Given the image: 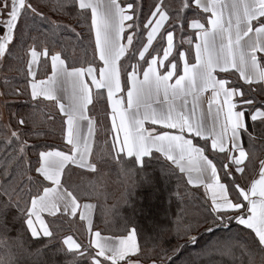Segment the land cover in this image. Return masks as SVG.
<instances>
[{
    "label": "snow or ice",
    "instance_id": "snow-or-ice-1",
    "mask_svg": "<svg viewBox=\"0 0 264 264\" xmlns=\"http://www.w3.org/2000/svg\"><path fill=\"white\" fill-rule=\"evenodd\" d=\"M69 4L90 19L89 38L94 30L92 58L79 67L47 40L61 29L83 40L75 28L46 16L34 0H0V105L8 107L7 97L25 92L37 104L40 98L52 101L62 134L60 145L39 139L46 135L42 125L54 121L51 113L41 121L17 116L15 127L0 123L4 149L11 148L0 156V264H57L59 254L70 257L62 264H164L141 245L135 227L118 236L93 230V205H81L80 186L70 183L77 169L95 173L107 163L95 158L93 144L97 124L109 115L112 139L105 143L127 172L136 165L143 171L146 157L163 154L187 173L188 184L203 187L206 232L230 230L233 222L242 233L250 230L245 242L228 237L209 251L230 264H264V158H256L252 147L256 124L264 126V100L255 95H264V0H49L53 11ZM49 61L51 75L38 79ZM11 71L22 75L23 89L7 75ZM69 217L86 222L87 236L78 242L65 235L56 247L53 226L73 224ZM16 223L20 229L10 237ZM184 231L197 244L191 226ZM26 233L48 242L38 239L43 246L32 250ZM49 248L51 258L45 259Z\"/></svg>",
    "mask_w": 264,
    "mask_h": 264
},
{
    "label": "trees",
    "instance_id": "trees-1",
    "mask_svg": "<svg viewBox=\"0 0 264 264\" xmlns=\"http://www.w3.org/2000/svg\"><path fill=\"white\" fill-rule=\"evenodd\" d=\"M150 0H144L147 5ZM167 2V0H166ZM37 4L38 10L50 17L54 21H58L62 25H71L77 28L76 32L84 37L83 40H78L75 33L70 29H61L55 36L49 34L47 37L50 47L56 50H63L70 57L69 62L76 61L75 66H81L85 60L92 58V45L94 43V33H91L89 38L88 25L89 20H84L77 15L78 9L69 4L64 11H53L49 5V0H34ZM69 21L64 23L59 19ZM74 26H73V25ZM46 25L41 24V32ZM41 32H33V35L44 40L46 37ZM54 41V43H53ZM30 42V41H29ZM187 47V45H185ZM84 48H87L88 55L83 54ZM98 58V57H97ZM51 74L50 61L48 64L38 72V79H45ZM9 77H15L13 81L17 86L23 89L24 80L22 75L16 71L8 72ZM3 85L0 83V91H3ZM97 90L93 91L94 97ZM260 95L259 91L255 93ZM106 96V92H105ZM8 107L0 105L3 115L0 123H6L3 116L7 119V123L11 121L12 126L15 127V120L17 116H31L36 121L45 119L46 113H51L54 116V121H46L42 125L45 136H41V141L46 140L48 143L60 145L62 142L61 134V120L58 113V108L52 101L40 99L38 104L34 102L30 95L25 92L23 95H11L7 97ZM257 100H264L257 98ZM95 103V99H94ZM100 104L98 107H102ZM90 115H94L91 111ZM108 111L110 113L109 105ZM16 115L13 116L12 114ZM110 118L101 120L97 124L95 143L93 148V155L96 159L107 161V163L98 164V170L95 173L85 169H77L70 178V183L80 186V203L94 202L96 205L93 229L99 230L101 233L108 236H118L126 234V229L130 230L135 227L137 229L138 241L142 246L154 250V258L158 257L164 261V264H230L228 258H222L214 251H209L217 242H223L228 237H233L245 242L247 231H240L235 222H233L230 230L216 229L214 232H206L207 224L203 223L207 215L205 204L206 195L201 188L191 187L185 178L176 167L164 159L145 158L149 161L146 168L140 171V166L136 165L135 170L127 172L125 169L128 165H122L120 162L109 154L107 140L111 142L112 136L107 132L110 125ZM264 137V126L257 129ZM36 139H30V144H35ZM11 148L4 149L3 141L0 139V156L5 152H10ZM30 155H32L30 153ZM34 159V156L32 157ZM124 160L130 161L131 158L124 156ZM174 170V171H173ZM147 177V180H145ZM94 185V188H89V184ZM71 190V189H70ZM85 192L89 194H84ZM129 192L131 195H129ZM166 208L165 212L162 207ZM14 213V210H13ZM11 219V214L9 216ZM69 225L67 222L61 225L62 230H57L53 226L55 239L52 243L59 247L61 246L62 238L65 235L71 234L74 238L79 240L85 239L87 236L85 222L79 221ZM57 224L60 222L57 221ZM185 226H191L189 235L196 236L197 244L188 242V235H185ZM12 227V231L8 233L10 237H15L20 229L19 223ZM24 239L32 250L41 248L42 243L37 240H42L44 244L48 242V238H32L30 233L24 234ZM181 245V249L175 255L172 254L171 249ZM4 249L0 248V255L4 254ZM45 259L51 258V249L45 250ZM166 256H171L169 261ZM237 258H241L238 251ZM63 254L54 257L57 264H62L65 259ZM24 264H28L27 261Z\"/></svg>",
    "mask_w": 264,
    "mask_h": 264
},
{
    "label": "crops",
    "instance_id": "crops-1",
    "mask_svg": "<svg viewBox=\"0 0 264 264\" xmlns=\"http://www.w3.org/2000/svg\"><path fill=\"white\" fill-rule=\"evenodd\" d=\"M93 33H94V30H93ZM51 75V74H50ZM243 82V81H241ZM96 89L93 87V91H95ZM62 97H66V93L64 92H60L59 93ZM208 94L206 93L205 96H207ZM257 98H260V99H264V95L262 94H257ZM40 99H43V98H40ZM45 100V99H44ZM62 102L66 103L67 104V99L64 98L62 99ZM203 108L205 109V111L207 110V103H206V100L203 102L202 104ZM90 107V106H89ZM109 109L111 111V108H110V104H109ZM90 115V114H89ZM109 118H110V115H109ZM110 122H111V119H110ZM150 123V122H148ZM148 123H146V127L148 126ZM249 125H250V128L249 130L252 131V127H251V121H249ZM261 125L259 123L256 124L255 126V132H254V136L256 137V139L252 142V147L254 149V155L256 156V158L258 159H261V158H264V137L258 132L257 129H259ZM244 139V143H245V147H248V138H247V135H245L243 137ZM93 148H94V144H93ZM164 159H166V157L163 156V154H160ZM147 158V157H146ZM167 160V159H166ZM168 161V160H167ZM172 164L171 161H168ZM185 164L186 165H191L193 168H195L196 166V162L193 160V161H188L187 159L185 160ZM174 167H176V165L172 164ZM177 168V167H176ZM178 169V168H177ZM179 170V169H178ZM180 172V171H179ZM182 175L185 176L186 180H187V173H181ZM195 171H193V175H195ZM239 175V174H238ZM191 187H195V188H201L204 192V189L202 186H197V185H193V184H189ZM84 203H90L93 205V208L91 209V219H92V223L94 222V216H95V210H96V205L94 202H84ZM84 203H81V205H83ZM82 210V209H81ZM59 215V214H58ZM78 215H79V212H78ZM85 225H86V222H85ZM94 230V229H93Z\"/></svg>",
    "mask_w": 264,
    "mask_h": 264
},
{
    "label": "rangeland",
    "instance_id": "rangeland-1",
    "mask_svg": "<svg viewBox=\"0 0 264 264\" xmlns=\"http://www.w3.org/2000/svg\"><path fill=\"white\" fill-rule=\"evenodd\" d=\"M59 21H61V22H64V23H70L69 21H66V20H62V18L61 19H59ZM73 25V24H72ZM74 26V25H73ZM77 29V28H76ZM3 119H4V121L7 123V119L3 116ZM86 170V169H85ZM178 170V169H177ZM88 171V170H87ZM179 171V170H178ZM162 209V211H164L165 212V210H166V208H165V206L164 207H162L161 208ZM102 235H104V236H108V235H105V234H103L102 233ZM138 238V237H137Z\"/></svg>",
    "mask_w": 264,
    "mask_h": 264
}]
</instances>
